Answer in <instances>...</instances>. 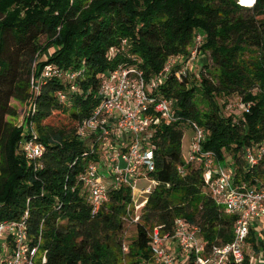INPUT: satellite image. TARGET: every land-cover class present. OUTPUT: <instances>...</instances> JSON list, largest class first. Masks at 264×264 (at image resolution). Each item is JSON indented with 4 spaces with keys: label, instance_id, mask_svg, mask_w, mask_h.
<instances>
[{
    "label": "trees",
    "instance_id": "1",
    "mask_svg": "<svg viewBox=\"0 0 264 264\" xmlns=\"http://www.w3.org/2000/svg\"><path fill=\"white\" fill-rule=\"evenodd\" d=\"M197 32L198 50L209 52L211 63L178 77L177 61L158 81L154 92L170 100L175 117L153 119L156 166L149 175L159 183L124 250L130 187L107 181L109 198L92 213L78 174L100 154L78 126L99 102L108 71L136 65L148 80L156 77L170 56L190 52ZM47 63L76 75L43 77ZM233 94L241 108L225 112ZM12 97L26 102L21 124L7 118L17 114ZM193 123L205 130L204 149L231 157L237 181L264 179V152L254 164L244 158L245 148L264 147V0H0V219L28 212L30 242L40 239L46 264H154L149 232L154 225L173 232L177 217L197 224L207 244L229 241L236 215L209 195L202 163L182 153ZM31 137L44 146L36 161L22 147Z\"/></svg>",
    "mask_w": 264,
    "mask_h": 264
},
{
    "label": "built area",
    "instance_id": "2",
    "mask_svg": "<svg viewBox=\"0 0 264 264\" xmlns=\"http://www.w3.org/2000/svg\"><path fill=\"white\" fill-rule=\"evenodd\" d=\"M238 1L244 4L242 0ZM250 1V4L244 5L255 3V0ZM194 38V46L188 54L170 56L162 71L149 80L136 65L122 64L108 71L100 84L99 102L77 129L81 136L90 138L92 152L104 155L110 183L113 186L127 184L130 187L132 202L128 208L133 211L134 222L140 220L148 194L159 183L149 175L156 166V145L151 138L154 129L152 122L158 118L172 120L175 117L170 100L154 91L158 88V81L177 61H183L176 70L178 77L192 68L202 33L197 32ZM63 75L71 78L76 72L53 63L45 64L41 72L43 77ZM31 83L34 88L39 87L33 78ZM60 97L64 98V95L60 94ZM248 105L249 103L246 104ZM192 126L193 135L188 158L185 160L202 163L203 179L209 195L227 213L236 215L232 238L223 243L207 244L202 239L197 224L177 217L173 232L163 233L160 225H154L149 232V247L154 264H242L246 259L249 264H264V179L253 183L237 181L228 158L223 163L213 151L203 148L204 128L197 123ZM22 147L26 156L34 161L44 150L43 144L34 137L25 140ZM263 152L264 147L257 150L245 148L246 164L256 163ZM178 169L181 173L184 172L183 167L179 166ZM78 179L81 192L94 213L108 200L109 191L105 176L93 158L86 160ZM140 179L145 184L141 189H136ZM141 195L146 196L138 200ZM27 214L25 212L21 219H0V244L11 247L9 255L4 258L2 256L3 264L47 262V250L40 248V239L35 244L30 242L25 219ZM251 234L253 240L250 238ZM127 248L124 242L123 249Z\"/></svg>",
    "mask_w": 264,
    "mask_h": 264
},
{
    "label": "rangeland",
    "instance_id": "3",
    "mask_svg": "<svg viewBox=\"0 0 264 264\" xmlns=\"http://www.w3.org/2000/svg\"><path fill=\"white\" fill-rule=\"evenodd\" d=\"M240 3V1H238ZM242 2L244 4H247V1L242 0ZM242 4V3H240ZM243 4V5H244ZM40 42H43L45 40V37L42 36L40 38ZM211 63V58L209 55V52H200L198 50L196 56L193 59V64H192V68L194 71H199L201 69H203V64L204 63ZM229 98V103L227 104V106L225 107V112H230V111H239L241 108V99L239 97H237L236 94L231 95ZM10 102L12 105H14L16 107L17 110V114L13 115V116H7V118L13 122L14 124H21L22 122H24V113L26 110V102L25 101H20L16 98H11ZM199 106L204 107V103L200 102ZM57 117H62L61 115H55V119H57ZM59 119V118H58ZM53 120V121H54ZM57 122V121H56ZM193 135V131L191 128L189 127H185V131L183 134V138H182V153L184 158H188V152L190 149V143H191V138ZM216 158H218V156L216 155ZM228 158V161L231 162L232 159L229 155H226V157L224 158H218V160L222 161L223 163L226 162ZM102 163L106 164L105 162V158L104 155L101 153L100 154V158L97 160V164L98 166H100ZM232 163V162H231ZM233 165V164H232ZM105 176V181H109V170L106 167L105 168V172L103 173ZM110 182V181H109ZM143 184H145V182L143 183V179H140L139 182L136 185V189H141ZM131 190V189H130ZM133 196H135V194H133ZM146 195H141V197L138 200H141L142 198H144ZM132 216H133V211L128 215V217L125 218V230H124V242L125 244H128V242L130 241L131 237L135 234L136 232V222H134L132 220ZM256 228L258 229V227L256 226ZM0 262L3 264V260H2V256L3 258L6 255H9V252L11 250V247L9 245H1L0 244ZM175 248H173L174 250ZM3 253H5V255H3ZM124 264H134V263H129L128 259L125 260Z\"/></svg>",
    "mask_w": 264,
    "mask_h": 264
}]
</instances>
